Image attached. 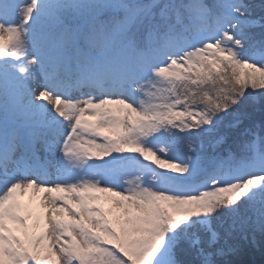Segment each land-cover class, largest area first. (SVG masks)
Segmentation results:
<instances>
[{
  "label": "snow or ice",
  "instance_id": "snow-or-ice-1",
  "mask_svg": "<svg viewBox=\"0 0 264 264\" xmlns=\"http://www.w3.org/2000/svg\"><path fill=\"white\" fill-rule=\"evenodd\" d=\"M257 249L264 0H0V264Z\"/></svg>",
  "mask_w": 264,
  "mask_h": 264
},
{
  "label": "bare ground",
  "instance_id": "bare-ground-1",
  "mask_svg": "<svg viewBox=\"0 0 264 264\" xmlns=\"http://www.w3.org/2000/svg\"><path fill=\"white\" fill-rule=\"evenodd\" d=\"M32 195H33L32 192L29 191L28 193H25L24 195H22L20 197V199H21V201H24L26 206H31L35 209L37 202L33 201ZM30 222H32V221H30Z\"/></svg>",
  "mask_w": 264,
  "mask_h": 264
},
{
  "label": "trees",
  "instance_id": "trees-1",
  "mask_svg": "<svg viewBox=\"0 0 264 264\" xmlns=\"http://www.w3.org/2000/svg\"><path fill=\"white\" fill-rule=\"evenodd\" d=\"M247 259L251 262V264H264V256L252 254Z\"/></svg>",
  "mask_w": 264,
  "mask_h": 264
},
{
  "label": "rangeland",
  "instance_id": "rangeland-1",
  "mask_svg": "<svg viewBox=\"0 0 264 264\" xmlns=\"http://www.w3.org/2000/svg\"><path fill=\"white\" fill-rule=\"evenodd\" d=\"M85 117H86V118H87V117H90V113H85ZM161 147H163V145H161ZM152 159L155 160V157H152ZM133 167H135V166L133 165ZM128 178H129V177H125V179H128ZM21 202L25 205L24 201H21ZM25 206H26V205H25ZM255 254H257V255H261V254L259 253V249L256 250Z\"/></svg>",
  "mask_w": 264,
  "mask_h": 264
}]
</instances>
